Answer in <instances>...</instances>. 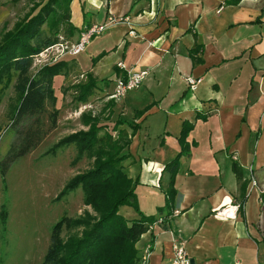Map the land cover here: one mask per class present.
I'll use <instances>...</instances> for the list:
<instances>
[{
    "label": "crops",
    "instance_id": "crops-1",
    "mask_svg": "<svg viewBox=\"0 0 264 264\" xmlns=\"http://www.w3.org/2000/svg\"><path fill=\"white\" fill-rule=\"evenodd\" d=\"M108 14L117 21L72 62L97 79L124 75L126 68L146 70L139 85L110 107V116L116 110V116L137 123L127 147L131 155L122 163L137 177L134 191L144 214H166L157 210L169 179L163 165L179 149L182 120L192 122L166 227L156 223L143 231L137 252L148 243L147 264H170L175 239L190 264H264V0H70L75 29L68 37L73 41L80 28ZM195 43L192 61L188 49ZM185 75L199 78L194 89ZM108 83L99 81V88ZM227 200L242 203L235 217H215L212 209ZM118 212L126 219L139 216L127 204Z\"/></svg>",
    "mask_w": 264,
    "mask_h": 264
},
{
    "label": "trees",
    "instance_id": "trees-1",
    "mask_svg": "<svg viewBox=\"0 0 264 264\" xmlns=\"http://www.w3.org/2000/svg\"><path fill=\"white\" fill-rule=\"evenodd\" d=\"M69 1L41 0L34 5L36 7L34 11L14 21L10 28L0 34V99L5 88L12 83L17 94L12 115L15 123H24L27 117L41 111L46 100L54 104L53 76L67 71L73 65L72 59L69 62L63 57L45 63L35 71L31 70L33 56L56 42L60 30L64 31L66 37L72 35L75 26L69 20ZM61 23L64 28L59 27ZM198 48L199 43H195L188 49L192 61L196 60L194 53ZM103 53L101 51L92 57V61ZM97 80L90 71H85V79L73 84L76 99L84 101L96 88ZM100 80L107 82L109 77H101ZM112 104V99H108L101 109L106 105L110 109ZM147 106L145 105L140 112ZM110 113L111 110L102 116L99 111L94 114L90 111H81L79 121L87 127L60 137L49 149L73 142L77 154L85 153L92 156L90 166L69 178L58 194L79 185L82 190V203L89 204L94 213L84 211L76 217L63 214L55 220L50 228L45 252L35 264L138 263L135 241L146 230L147 223L156 219V216L146 215L139 210L134 191L137 177L129 176L122 163L131 155L127 147L137 123L125 121L118 116L108 121ZM51 114L54 122L55 108L51 110ZM101 116L103 120H107L102 121ZM125 123L130 130L121 126ZM191 127V121L182 120L177 135L179 149L163 165V169L169 172L168 183L164 189V203L157 207L159 211L166 209V214L160 215L162 218L160 226L163 228L166 227L164 223L166 215L173 205L176 191L173 178L179 157L189 152L190 143L185 137ZM40 135V129L32 127L31 124L24 123L23 127L16 130L15 140L10 142L4 157L0 160L1 173L12 160L34 148ZM233 169L236 176L240 177L241 172L235 164ZM238 202L240 209L242 203ZM122 204L132 206L139 216L132 219L123 217L118 212V207ZM72 226L78 228L63 238L61 230H68Z\"/></svg>",
    "mask_w": 264,
    "mask_h": 264
},
{
    "label": "rangeland",
    "instance_id": "rangeland-1",
    "mask_svg": "<svg viewBox=\"0 0 264 264\" xmlns=\"http://www.w3.org/2000/svg\"><path fill=\"white\" fill-rule=\"evenodd\" d=\"M39 1L41 0H0L3 5L0 9V34L10 28L14 21L34 11V5ZM90 11L88 10L89 13ZM63 26L61 23L59 27L64 28ZM62 31L60 30L58 40L72 41ZM96 37L95 34L89 40L93 41ZM89 46L88 43L86 50ZM55 53L51 49L33 57L31 70L35 71L39 66L52 61ZM73 56L63 57L70 62ZM85 71L80 72L78 65H72L67 71L53 76L54 104L46 100L41 111L24 121L40 129L38 143L12 160L2 173L0 168V264H35L45 252L50 228L55 220L63 214L76 217L84 211L94 213L89 204L82 203L79 185L58 194L69 178L90 166L92 156L77 154L73 142L49 150L60 137L87 127L79 121L81 111H90L92 114L99 111L104 116L110 110L107 105L104 109L101 107L108 100L105 92L112 88L111 79L106 89H100L98 77L96 89L84 101L76 99L73 84L85 79ZM16 96L10 83L0 99V160L10 142L15 140L16 130L24 126V123L12 120ZM53 108L56 110L54 122L51 118ZM113 112L111 116L116 118V110ZM102 116V121L107 120H103ZM111 116L108 121L112 120ZM76 228L78 227L72 226L68 230L62 229L61 235L65 238L68 233L75 232Z\"/></svg>",
    "mask_w": 264,
    "mask_h": 264
},
{
    "label": "built area",
    "instance_id": "built-area-1",
    "mask_svg": "<svg viewBox=\"0 0 264 264\" xmlns=\"http://www.w3.org/2000/svg\"><path fill=\"white\" fill-rule=\"evenodd\" d=\"M125 19V18H123ZM114 21H117L115 17L112 15H106L105 20L102 22H92L88 24L87 26L80 28L78 30V34L76 38L73 41H59L48 45L44 49H42L40 52L35 54L33 57L41 55L43 52L47 50L54 49L56 53L54 54V57L52 61L63 57L64 55L73 56L76 55L78 52H80L83 48L85 43L95 34L100 33L103 31L108 25L112 24ZM131 30H128L127 33L129 34ZM50 61V62H52ZM117 66L122 67L123 64L121 61H117ZM146 73L145 69H133V68H126L125 74H116L111 78V81L113 82L112 88H110L109 91L105 92V97L107 99H117L120 96H122L127 90L132 89L139 85L141 79L143 78L144 74ZM110 80V79H109ZM184 81L188 88L194 89L197 85V82L199 81L198 77H195L193 75H185ZM248 170V184L250 186L255 184V178L251 172L250 165L247 166ZM240 204L239 202H234L227 200L222 204L217 205L212 209V214L215 217L221 218V219H230L235 217L236 211L238 210ZM162 218L160 216H157L156 219L150 221L147 223V229L149 230L152 228V226L156 223H161ZM171 259L170 264H190V258L187 254L183 243L180 241H176L175 239H172L171 242ZM149 255V245L146 243L140 253H138V263L137 264H147V258ZM238 264V263H236Z\"/></svg>",
    "mask_w": 264,
    "mask_h": 264
},
{
    "label": "water",
    "instance_id": "water-1",
    "mask_svg": "<svg viewBox=\"0 0 264 264\" xmlns=\"http://www.w3.org/2000/svg\"><path fill=\"white\" fill-rule=\"evenodd\" d=\"M190 263H191V260H190Z\"/></svg>",
    "mask_w": 264,
    "mask_h": 264
}]
</instances>
